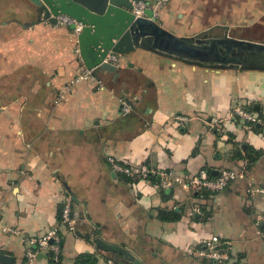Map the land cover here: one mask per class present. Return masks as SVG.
Instances as JSON below:
<instances>
[{
    "label": "crops",
    "instance_id": "1",
    "mask_svg": "<svg viewBox=\"0 0 264 264\" xmlns=\"http://www.w3.org/2000/svg\"><path fill=\"white\" fill-rule=\"evenodd\" d=\"M224 1L167 0L154 20L179 37L264 41L242 35L264 28L261 0L231 15ZM76 43L33 0H0V214L10 229L0 228V255L10 259L0 264H23L26 240L49 229L61 235L57 252L40 250L31 264L85 255L93 259L82 264H213L194 254L213 236L228 257L216 264H264V70L135 48L117 54L113 72L92 69L100 84L77 81ZM235 102L259 122L228 120ZM108 156L139 169L135 178L113 172ZM221 168L244 175L201 195L182 181L159 184L158 172L182 180ZM65 200L74 232L60 224Z\"/></svg>",
    "mask_w": 264,
    "mask_h": 264
},
{
    "label": "water",
    "instance_id": "2",
    "mask_svg": "<svg viewBox=\"0 0 264 264\" xmlns=\"http://www.w3.org/2000/svg\"><path fill=\"white\" fill-rule=\"evenodd\" d=\"M44 20L56 24L58 15L81 23L75 35L81 59L88 69L115 71L103 62L107 53L124 54L135 48L147 49L181 62L209 67L264 70V41L236 38L227 33L208 36L204 31L179 37L164 29L150 10L147 17H135L129 0H33ZM72 29V27H70ZM131 264H143L130 256ZM1 262H10L0 255Z\"/></svg>",
    "mask_w": 264,
    "mask_h": 264
},
{
    "label": "built area",
    "instance_id": "3",
    "mask_svg": "<svg viewBox=\"0 0 264 264\" xmlns=\"http://www.w3.org/2000/svg\"><path fill=\"white\" fill-rule=\"evenodd\" d=\"M167 0H129L131 4L130 12L135 17H147L146 11L150 10L152 13V19H154L156 13L159 9L165 4ZM57 22L55 25L72 27V32L76 35L81 29V23L75 19L66 16L58 15L56 17ZM74 56L80 64V71L76 77L77 81L80 80H91L100 84L99 80H95L93 77V70L85 67L81 56L78 44L76 43L74 48ZM103 62L116 65L118 61V55L112 52L106 54L102 60ZM123 110L126 112L128 105L125 101L122 102ZM179 121L186 120V117L178 116L176 117ZM228 120L233 119L240 121L243 126L250 128L259 122L258 117L251 111L247 110L242 104L234 103L230 115L227 118ZM107 160L111 166L113 172L120 175H125L130 178H135L136 171L139 170L135 166L122 164L116 161L113 157L108 156ZM144 174V175H143ZM160 181L159 184L161 187H170L173 182L182 181L186 186V189L190 193H195L196 195H201L203 193H212L215 191H220L225 189L230 185L235 179L241 178L244 175V171L232 170L227 168H221L218 170V173L215 176H211L206 171H200L196 175L184 177V179H179L173 177L169 172H158ZM142 176L145 177V173L142 171ZM252 191H263L262 188H256ZM198 211V208L196 209ZM60 224L61 226L69 232L75 231L76 220L72 213V205L69 200H65L62 203L60 209ZM0 228L5 231H10L9 228L4 227L1 221L0 214ZM264 236V233H263ZM61 242V235L56 229H49L41 236L30 237L26 240V247L24 252V263L31 264L36 253L40 250H52L55 253L59 248V243ZM31 245H34L35 248H32ZM221 241L218 237L213 236L208 240H205L197 250L194 251V254L199 258L211 261L213 264L221 263L224 260H227V255L221 249ZM56 258V257H55ZM108 264H114L111 261Z\"/></svg>",
    "mask_w": 264,
    "mask_h": 264
},
{
    "label": "rangeland",
    "instance_id": "4",
    "mask_svg": "<svg viewBox=\"0 0 264 264\" xmlns=\"http://www.w3.org/2000/svg\"><path fill=\"white\" fill-rule=\"evenodd\" d=\"M224 2L228 3L227 8H228V14L229 15H231V13L233 11L236 12L240 8L241 3H243L245 5V9L247 8L248 5H249V7L251 6L250 5L251 1H249V0H227ZM260 7H261V12H262V10L264 12V1L263 0L260 1ZM262 22L264 23V18L262 19ZM257 27L249 26V28L245 32H243L242 35L249 37V38H252V39L264 40V31H263L264 28H257ZM260 27H263V25L262 26L260 25Z\"/></svg>",
    "mask_w": 264,
    "mask_h": 264
},
{
    "label": "trees",
    "instance_id": "5",
    "mask_svg": "<svg viewBox=\"0 0 264 264\" xmlns=\"http://www.w3.org/2000/svg\"><path fill=\"white\" fill-rule=\"evenodd\" d=\"M209 173L212 174L211 172ZM147 179L155 182L154 176L152 175H148ZM92 259L93 258L90 255L81 256V259H79V261L76 264H82V262H86V261L89 262V260Z\"/></svg>",
    "mask_w": 264,
    "mask_h": 264
},
{
    "label": "flooded vegetation",
    "instance_id": "6",
    "mask_svg": "<svg viewBox=\"0 0 264 264\" xmlns=\"http://www.w3.org/2000/svg\"><path fill=\"white\" fill-rule=\"evenodd\" d=\"M219 37V36H218ZM221 37V36H220Z\"/></svg>",
    "mask_w": 264,
    "mask_h": 264
}]
</instances>
